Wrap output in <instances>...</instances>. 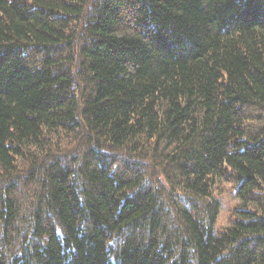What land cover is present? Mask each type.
<instances>
[{"label": "trees", "instance_id": "16d2710c", "mask_svg": "<svg viewBox=\"0 0 264 264\" xmlns=\"http://www.w3.org/2000/svg\"><path fill=\"white\" fill-rule=\"evenodd\" d=\"M0 264H264V0H0Z\"/></svg>", "mask_w": 264, "mask_h": 264}, {"label": "rangeland", "instance_id": "374dc122", "mask_svg": "<svg viewBox=\"0 0 264 264\" xmlns=\"http://www.w3.org/2000/svg\"><path fill=\"white\" fill-rule=\"evenodd\" d=\"M222 186L223 189L220 193L218 192L219 198L222 203V208L218 221L214 227L215 234H218L220 231L233 224V221L236 219L234 212L235 210L240 208V201L235 195V184L230 182Z\"/></svg>", "mask_w": 264, "mask_h": 264}]
</instances>
